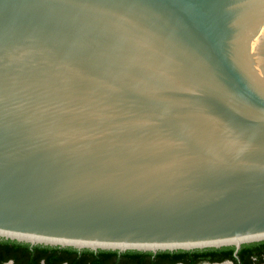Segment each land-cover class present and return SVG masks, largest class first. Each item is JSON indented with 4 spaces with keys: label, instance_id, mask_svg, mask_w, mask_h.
<instances>
[{
    "label": "water",
    "instance_id": "1",
    "mask_svg": "<svg viewBox=\"0 0 264 264\" xmlns=\"http://www.w3.org/2000/svg\"><path fill=\"white\" fill-rule=\"evenodd\" d=\"M0 239L264 241V0H0Z\"/></svg>",
    "mask_w": 264,
    "mask_h": 264
},
{
    "label": "trees",
    "instance_id": "2",
    "mask_svg": "<svg viewBox=\"0 0 264 264\" xmlns=\"http://www.w3.org/2000/svg\"><path fill=\"white\" fill-rule=\"evenodd\" d=\"M235 247L207 248L190 251H91L71 247L32 246L27 243L0 239V264H176L183 256L220 254L236 264L264 263V241L244 244L235 257Z\"/></svg>",
    "mask_w": 264,
    "mask_h": 264
},
{
    "label": "flooded vegetation",
    "instance_id": "3",
    "mask_svg": "<svg viewBox=\"0 0 264 264\" xmlns=\"http://www.w3.org/2000/svg\"><path fill=\"white\" fill-rule=\"evenodd\" d=\"M224 257H225L224 255H220V254L186 255V256H183L182 259L179 260V262H177L176 264H216V263L223 264L227 262L236 264L234 260L224 258ZM235 257L238 258L239 257L238 254L235 255ZM259 264H264V263H259Z\"/></svg>",
    "mask_w": 264,
    "mask_h": 264
}]
</instances>
